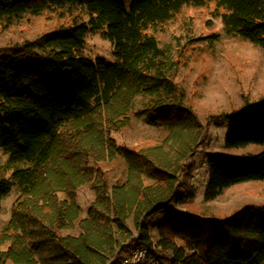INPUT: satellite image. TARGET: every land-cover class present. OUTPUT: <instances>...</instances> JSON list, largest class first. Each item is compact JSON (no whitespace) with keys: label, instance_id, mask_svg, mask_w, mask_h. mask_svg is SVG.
I'll use <instances>...</instances> for the list:
<instances>
[{"label":"trees","instance_id":"trees-1","mask_svg":"<svg viewBox=\"0 0 264 264\" xmlns=\"http://www.w3.org/2000/svg\"><path fill=\"white\" fill-rule=\"evenodd\" d=\"M66 5L85 16L0 46V203L18 191L0 231V264H120L135 246L162 264H264V203L218 216L178 208L195 196L192 158L222 117L227 147L262 149L229 156L207 148L203 199L264 180V96L241 91L239 106L201 117L177 81L181 45L156 36L183 8H210L227 34L264 56V0H0V20ZM98 30L114 62L83 53ZM184 36V44L214 42L218 33L186 27ZM132 115L166 135L119 143L114 134ZM118 158L124 168L114 173ZM85 189L92 198L84 209Z\"/></svg>","mask_w":264,"mask_h":264},{"label":"rangeland","instance_id":"rangeland-1","mask_svg":"<svg viewBox=\"0 0 264 264\" xmlns=\"http://www.w3.org/2000/svg\"><path fill=\"white\" fill-rule=\"evenodd\" d=\"M84 16L85 10L81 6L66 5L46 10L38 16L23 14L10 22L0 20V46L33 39L56 28L60 23L69 21L72 17ZM186 27L192 29L194 36L217 32L218 38L214 42L208 38L192 40L184 44ZM156 36L162 45H170L172 48L181 45V66L177 81L192 98L201 117L227 112L239 106L241 91L247 93L250 99L264 96V56L261 49L249 40L227 34L221 20L211 15L210 8H183ZM177 47L179 50V46ZM82 50L92 60L96 58H102L106 62L116 60L112 44L103 37L102 30L88 32ZM131 121V125L114 134L119 143L156 142L166 135L163 128L151 126L142 118L132 115ZM229 129L230 121L227 117L220 118L219 125L210 126L206 142L198 148L192 158L194 163L192 183L195 196L178 206L179 209L188 213L218 216L228 214L247 204L264 203V180L244 181L224 189L213 201L203 199L207 178V165L203 160L207 148L229 156L257 153L262 149L258 144H248L238 148L227 147L225 140ZM5 160L6 155L0 150V162ZM118 160L116 164L110 165L114 173L124 168L121 158ZM17 196L18 191L13 188L1 200L0 231L11 216ZM91 198L92 193L88 189L78 194L79 203L84 209Z\"/></svg>","mask_w":264,"mask_h":264},{"label":"built area","instance_id":"built-area-1","mask_svg":"<svg viewBox=\"0 0 264 264\" xmlns=\"http://www.w3.org/2000/svg\"><path fill=\"white\" fill-rule=\"evenodd\" d=\"M120 264H162L147 248L135 246L127 251Z\"/></svg>","mask_w":264,"mask_h":264}]
</instances>
